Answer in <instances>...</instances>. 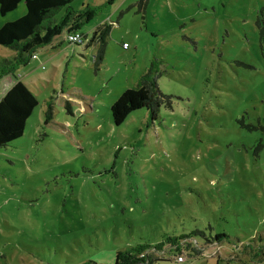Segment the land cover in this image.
I'll return each mask as SVG.
<instances>
[{"label": "rangeland", "instance_id": "374dc122", "mask_svg": "<svg viewBox=\"0 0 264 264\" xmlns=\"http://www.w3.org/2000/svg\"><path fill=\"white\" fill-rule=\"evenodd\" d=\"M71 6L95 8L86 38L64 29L15 70L39 103L0 146V264H114L118 249L209 226L229 234L212 254L158 264H264V0ZM26 10L0 13V27ZM15 53L0 44V60ZM154 58L171 106L116 125L112 103ZM14 81L0 78V97Z\"/></svg>", "mask_w": 264, "mask_h": 264}, {"label": "trees", "instance_id": "16d2710c", "mask_svg": "<svg viewBox=\"0 0 264 264\" xmlns=\"http://www.w3.org/2000/svg\"><path fill=\"white\" fill-rule=\"evenodd\" d=\"M22 1L26 4V13L15 20L5 22L0 27V44L16 51L13 57L0 60V78L8 73H12L15 77L14 83L0 97V146H6L23 136L27 121L39 103L36 93L20 79L15 70L21 65L28 64L32 55L47 40H51L52 36L59 34L65 28H68V32L79 30L95 12V8L87 6L85 10L77 13L71 6L73 0H0V13L5 15L13 11ZM63 9L66 13L60 19L57 18ZM259 26L261 40L264 43V21L260 22ZM110 28L111 25L100 26L95 34L106 36ZM45 30L49 38L44 35ZM81 35L82 38H86V35L82 33ZM160 75L161 66L157 58H154L148 70L141 75L137 85L123 91L112 103L111 113L116 125H121L137 109L146 108L149 111L148 118L151 120L157 118L162 105L171 106L172 96L164 93L159 86ZM52 107L49 103L47 111L49 116ZM209 230L197 228L188 233H164L157 242H139L118 249L114 264H158L169 259L167 254L179 256L184 255L185 252L189 260L204 257L208 249L219 246L220 242L229 238L226 232L213 235L212 227L209 226ZM193 237L203 238L199 247L192 241ZM160 252L165 255L160 256L158 254ZM81 264L104 263L89 259Z\"/></svg>", "mask_w": 264, "mask_h": 264}, {"label": "built area", "instance_id": "2783aa9c", "mask_svg": "<svg viewBox=\"0 0 264 264\" xmlns=\"http://www.w3.org/2000/svg\"><path fill=\"white\" fill-rule=\"evenodd\" d=\"M68 39L71 41V42H73V43H77V42H82L83 40H84V38H82V35H81V33L80 32H74V33H70V34H68ZM38 57V55H37V53H34L33 55H32V58H37ZM44 67V66H43ZM184 255H179V256H177V260L178 261H184ZM207 264H211L210 262H208Z\"/></svg>", "mask_w": 264, "mask_h": 264}, {"label": "crops", "instance_id": "0c3cea01", "mask_svg": "<svg viewBox=\"0 0 264 264\" xmlns=\"http://www.w3.org/2000/svg\"><path fill=\"white\" fill-rule=\"evenodd\" d=\"M66 27H68V26H66ZM65 29H67V32H68V28H65ZM77 31H78V30H77ZM61 32H62V31H61ZM74 32H76V31H74ZM74 32H73V31H72V32L70 31V32H68V34H70V33H74ZM53 38H54V37H53ZM212 247L214 248V246H212ZM213 248H212V249H208V251L206 252V254H207V255H209V253L212 254L213 252L211 253V251L213 250ZM219 258H220V257H219ZM220 259H221V258H220ZM176 261H177V260H176ZM178 262H180V261H178ZM181 262H183V261H181ZM219 262H220V261H219Z\"/></svg>", "mask_w": 264, "mask_h": 264}]
</instances>
